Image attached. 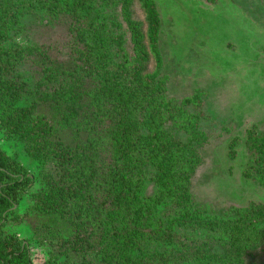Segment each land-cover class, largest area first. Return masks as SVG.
Instances as JSON below:
<instances>
[{
  "label": "trees",
  "instance_id": "trees-1",
  "mask_svg": "<svg viewBox=\"0 0 264 264\" xmlns=\"http://www.w3.org/2000/svg\"><path fill=\"white\" fill-rule=\"evenodd\" d=\"M136 1L154 46L160 23L154 0H51L49 15L61 18L59 31L49 44L22 48L13 47L11 34L30 2L0 0V130L19 140L39 168L33 174L0 147V264H148L164 256L153 247L164 237L158 204L167 199L141 193L148 165L156 168L164 193L170 191L171 206H181L180 214L189 209L185 177L200 158L166 131L171 121L197 126L199 118L185 109L197 99H182L174 111L164 79L144 75L145 38L131 14ZM98 4L122 13L129 37L112 31ZM29 67L61 84L49 108L27 76ZM251 140L252 167L261 170L264 136ZM29 193L27 207L18 209ZM235 211L233 219L209 223L227 234L223 250L190 247L193 262H244L245 228L259 215ZM13 220L31 230L47 258L34 261L29 243L5 231ZM184 222L196 225L186 217ZM187 250L167 258L186 262Z\"/></svg>",
  "mask_w": 264,
  "mask_h": 264
},
{
  "label": "rangeland",
  "instance_id": "rangeland-1",
  "mask_svg": "<svg viewBox=\"0 0 264 264\" xmlns=\"http://www.w3.org/2000/svg\"><path fill=\"white\" fill-rule=\"evenodd\" d=\"M27 1L30 7L21 16L22 24L11 34L13 47L49 44L59 31L61 18L49 15L47 6L51 0ZM154 2L160 17L158 42L154 46L141 2L136 1L131 9L145 38L144 75L164 79L166 96L174 111L182 99H197L185 105L196 121L199 118L197 126L190 122L181 127L171 121L166 132L183 148H195L200 159L194 173L185 177H189L191 204L182 214L181 206H171L170 191L164 193L156 168L146 167L149 177L141 193L167 199L158 204L164 237L153 247L166 253L148 264H196L189 257L190 247L208 249L213 244L223 250L227 234L219 225L209 223L235 218L238 207L255 210L259 215L257 222L245 228L242 264H264V168L252 167L255 151L251 140L264 136V0ZM98 10L115 34L130 36L119 10L101 4ZM119 22L125 27L115 26ZM128 50H134L133 44ZM38 74V69L29 67L27 76L32 84L36 83L49 108L61 84L47 73H41L43 78ZM0 147L33 174L38 172L37 161L27 154L24 145L1 130ZM37 188L35 185L31 191ZM29 197L30 193L17 208H26ZM185 217L196 225L184 222ZM14 220L4 227L5 231L28 242L33 260L41 262L45 256L32 240L31 230L24 224H14ZM184 249H188L187 257L182 259L186 262L167 258H180V250Z\"/></svg>",
  "mask_w": 264,
  "mask_h": 264
}]
</instances>
